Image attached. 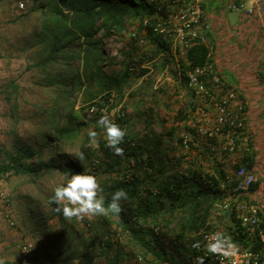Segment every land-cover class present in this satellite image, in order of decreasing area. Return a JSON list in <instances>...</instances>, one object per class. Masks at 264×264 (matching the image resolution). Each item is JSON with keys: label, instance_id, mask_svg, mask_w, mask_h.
I'll use <instances>...</instances> for the list:
<instances>
[{"label": "trees", "instance_id": "obj_1", "mask_svg": "<svg viewBox=\"0 0 264 264\" xmlns=\"http://www.w3.org/2000/svg\"><path fill=\"white\" fill-rule=\"evenodd\" d=\"M18 1L25 3L24 11L0 19V24L15 32L20 44L16 49L27 62L30 79L22 86L13 81L6 85L10 87L7 100L11 98L14 109L9 115L13 139L9 152L0 148V181L9 187V201H16L17 208L27 214L31 238L39 247L29 254L22 252L16 264H195L198 253L192 244L186 247L181 241L192 236L196 241L205 231L219 230L211 217L215 206L233 194L234 183L226 181L222 168H215L217 177L209 176L207 181L196 172L170 174L174 170L166 152L182 148L184 140L176 137V145L171 144L176 128L163 131L166 120L158 113V92L152 91L156 76L166 69V59L153 65L154 72L140 69L134 75V79H142L137 86L130 82L128 67L118 75L103 69L114 58L103 52V39L116 34L120 39L124 34L135 39V32L143 30L151 37L153 29L145 21L157 14L161 1L0 0L1 11ZM155 39L162 51L169 49L165 39ZM208 43L186 49L179 77L174 72L179 84H187L185 71L211 62L213 45ZM158 47L153 55L161 50ZM209 79L206 76L203 81L208 85ZM125 97L133 98L132 102ZM237 98L243 99L241 94ZM20 106L27 110L25 115L18 113ZM112 111L111 118L127 130L122 155L113 154L102 139L98 147L85 146V129L94 127L101 114ZM19 121L33 129L29 138L17 137ZM244 136L249 137L241 133L235 140L241 143ZM244 144L241 164L252 168V144L248 138ZM76 148L85 152L83 162L74 155ZM83 168L97 177L106 199L118 188L128 193L121 212L98 216V228H88L87 236L54 211L55 205L49 201L54 183ZM258 186L259 181L253 182L249 193ZM227 205L223 232L249 246L251 237L235 218V202ZM55 215L57 227L50 223ZM258 218L259 229L264 231V213ZM164 237L173 243L171 252L165 250ZM256 247L252 243L251 248Z\"/></svg>", "mask_w": 264, "mask_h": 264}, {"label": "rangeland", "instance_id": "obj_2", "mask_svg": "<svg viewBox=\"0 0 264 264\" xmlns=\"http://www.w3.org/2000/svg\"><path fill=\"white\" fill-rule=\"evenodd\" d=\"M160 1L157 14L148 20V25L153 29L151 37L143 30L139 33L135 32V39L129 38L127 34H124L122 39L119 38L118 34L114 36L115 39L113 37L103 39V52L106 55L114 56L111 63L103 64V69L107 73L118 75L120 71L128 67L130 82L137 86L141 84L142 79L136 80L134 75L140 69L150 70L152 68L151 72H154L156 69L153 65L159 66L160 62L166 59L168 61L166 71L164 70V73L156 76L152 91L158 92V101L160 102V107L157 108L160 109L158 113L161 118L166 120L163 131L166 132L169 127L176 128V136L171 139V144L176 145V137H182L184 140L182 148L178 147L173 151L166 152L167 157L172 160L170 166L175 171L170 172V174L183 173L189 175L190 172H196L203 180L207 181L209 176L217 175L215 168H222L226 174V181H230L236 169L235 166L242 165V154L246 148L244 142L247 138H244L241 143H236L234 151L230 152L223 148L229 142L230 136H226L221 131L216 132V103L221 97L230 98L228 96L229 90L223 89V92L220 93L214 91L213 99H207L194 94L187 86L178 83L179 80L175 78L174 72L176 70V76L179 77L180 63L181 60H184L182 49L174 50L172 48V50L164 49L162 51L156 44L155 38H168L159 33L160 29L158 30L157 25L165 30L177 28L173 22H169L172 19L173 11L167 9V12H164L163 4L166 0ZM24 7L25 3L18 1L13 2L10 9L4 12L0 8V19L5 20L8 17L18 15L24 11ZM211 9V16L206 19V23L211 28L209 36L214 46L210 52V63L229 86L243 94L247 109H250L253 118L257 119L258 113L261 112L260 109H264V66L261 64V59L264 56V30H260V22L251 20L256 25L251 26L250 20L246 21L244 13L227 11L225 2L217 3L214 1ZM161 12H164V16L160 15ZM262 21L264 22V19ZM135 27L134 24L129 27V30L133 31ZM155 27L157 30H154ZM0 32L2 34L0 36V148L9 152L12 148L13 139L10 132L12 124L9 115L14 109H12L11 98L7 100L10 87L6 85L13 81L22 86L30 79V71L25 69L27 62L23 54L16 49L20 44L16 39L15 32L3 24H0ZM173 32L175 33V31ZM225 36L228 37L227 40L222 39ZM168 39H172V37ZM156 46L161 50L157 51L158 54L153 55V51L157 50L155 49ZM234 91V96L229 100L230 109H234L239 103L238 93L236 90ZM128 98L125 97L124 99L132 102L133 98ZM20 103L22 102L20 101ZM128 107L129 110L132 109L131 103L128 104ZM17 111L21 115H25L27 112L21 106ZM110 113L111 116L114 115V111ZM259 117L260 125L257 123L259 127L256 130L253 128L254 131L251 132L247 127L245 129V133L249 136L248 139L252 144L250 153L254 155L252 171L256 181H259L258 189L249 193L250 195L246 200L257 206L260 213H264V115L261 113ZM32 130L29 124L19 121L17 137L21 140L27 139L32 135ZM211 138H215V143L211 142ZM163 139H168V137L164 135ZM189 144L191 147H188ZM96 153L100 155V152L97 151ZM177 158H180V162L174 165L173 161ZM9 191L6 183L0 181V264H16L24 252L23 247H26L25 254L32 253L33 248L39 247V243L31 238V223L27 219V214L22 213L17 208L16 201H9ZM237 197L233 199L228 197L219 204L223 202L226 204L234 203ZM47 208H44L45 211L48 210ZM226 213V208H215L211 217L219 231H223L224 228L221 222H227ZM98 218V216H94L86 217L84 220H77L76 218H66V220L74 223V226L81 229L87 236L88 228H98L96 225ZM50 223L53 226H58L56 215L51 218ZM194 241L192 236L182 240L181 243L190 247ZM163 243L165 250L171 252L173 243L169 242L167 237L163 238Z\"/></svg>", "mask_w": 264, "mask_h": 264}, {"label": "clouds", "instance_id": "obj_3", "mask_svg": "<svg viewBox=\"0 0 264 264\" xmlns=\"http://www.w3.org/2000/svg\"><path fill=\"white\" fill-rule=\"evenodd\" d=\"M214 1L217 3L225 2V7L227 11L244 13L243 11H233L228 8V6L234 0H200L199 4L201 6L202 16H201V21L198 27V31H199V35L203 38V40H199L196 42L194 41L193 43H190L188 46H184L182 42H179L177 39H174L175 34H172V32L165 33L167 29L164 30L162 29V27L157 25L158 30L159 29L163 30V31L159 30L160 34L167 36L168 38L172 37V39H168V38L165 39L168 42L169 49L172 50L173 48L174 50H177V49L180 50L181 48L182 54L184 55L186 49H188L190 46L194 44H197L199 42L209 44L208 42L211 41L210 36H209L210 34L209 32L211 28L206 23V19H209V16H211L210 11L212 12L211 8H212V4ZM164 5H166V7L168 8L167 0L165 1V4H163V7ZM261 6H262V12L260 15L253 14V15L248 16L244 13L247 19L246 21L250 20L249 23L251 24V26H256L251 22V20L253 22L254 21L260 22L261 24L259 26H264L263 25L264 22L262 21V19H264V0H262ZM168 9L170 11L171 10L173 11V9H170V8ZM164 12H167V11L165 10ZM164 12H161L160 15L164 16ZM172 15L173 13L171 14V18H172ZM145 24H148V19L145 21ZM154 30H157V27H155ZM260 30L262 29L260 28ZM212 48H214V46ZM262 59H261V64L264 66V64L262 63ZM203 67H209V70H207L206 72L207 74L200 77V79L203 81L204 77L206 76L210 77L208 85L206 84L207 82H204V81L203 82L207 87L213 89V95H214V91H217L216 93L218 92L220 93V92H223V89L229 90L228 94L229 95L231 94L232 97L234 96V93H235L234 90L237 91L236 93L241 94L237 89L229 86L224 81L221 74L216 72L213 69V66L211 65V63H207ZM190 70H193V69H189L185 71L186 82L188 80L187 72ZM213 76L218 77V79L220 80V83H219L220 86L218 88H215V87L213 88L211 86ZM186 86L189 89H191L194 94H196L194 89L188 86V82ZM241 95L243 99L241 100L239 99V103L236 104V107H234V109H232L233 113L239 116V119L241 120V127L235 130L234 133H233L234 130L228 128L227 125H222V126H219L218 128L216 127V132L222 131L224 128L228 130V132L225 133V135L230 136L229 142L232 141L234 143V149L236 147V143H238L237 140H235V138L237 139L239 134L245 133V129L247 127L246 126V112H247L246 109L248 107L245 102V97L243 96V94ZM217 96H220V95H217ZM243 109H244V112H243ZM260 111L261 112L258 113L259 120H260L259 115H261V113L264 115V109H260ZM97 129H101L102 131H97ZM85 135L87 138L86 145H85L86 147H93V146L98 147L102 139L104 141L105 147L111 150L113 154L115 155L123 154L124 150L121 147V145L123 144L125 140V137L127 135V130L124 127H122L120 124H118L114 119L111 118V113L104 112L103 114H101L99 118L95 121L94 127L85 129ZM244 138H248V137L244 136ZM228 143L223 148L224 150L230 151L228 150L229 148ZM74 155L77 157V159L80 162H83L86 158L85 152L81 150L80 148H76L74 150ZM240 166H243V165H240ZM247 169L252 171V168H247ZM252 173L254 174L253 171ZM102 192H103V188L98 182L97 177L94 174H92L89 169L83 168L82 172L71 171L70 173H66L64 175V179L62 182L54 183V186L51 189V195L49 196V201L51 204L55 205L54 211L62 214L67 219L76 218L77 220H84L86 217L90 218L94 216H107L109 214L118 215L121 212V202L126 201L128 199V193L123 188H118L111 193L109 198L106 199L102 195ZM248 195H250L249 191H248V194L241 195V196L239 195V197L245 196L246 198L245 197H242V198L247 199ZM259 213L260 212H258V214ZM207 232H212L204 238L205 242H204L203 247L207 253L230 256V255H235L238 252V246L232 241L231 237L227 235L225 232L219 231V230L218 231H207ZM207 232L206 231L203 232L200 235L199 239L194 241L191 245V247L194 248L196 252L198 253L197 256L195 257V264H208L204 262V257L200 256L201 253H200V250H198L201 247L200 239L202 235ZM252 242H253L252 239H250V245H249L250 247L252 246ZM249 246H246V247H249Z\"/></svg>", "mask_w": 264, "mask_h": 264}, {"label": "built area", "instance_id": "obj_4", "mask_svg": "<svg viewBox=\"0 0 264 264\" xmlns=\"http://www.w3.org/2000/svg\"><path fill=\"white\" fill-rule=\"evenodd\" d=\"M168 8L173 9L172 20L177 27L175 30L169 29L167 32L175 31L174 39L182 42L184 46H188L194 41L203 40L199 35L198 27L201 21L202 10L199 4L200 0H167ZM262 0H234L228 8L233 11H243L246 15L250 16L253 14L260 15L262 12L261 6ZM165 30V29H164ZM160 31H163L162 29ZM264 64V58L262 59ZM209 67L195 68L187 72L188 86L194 89L197 95L213 99V89L207 87L204 82L200 79L203 75L207 74ZM211 73V72H210ZM218 77H212L211 86L218 88L220 85ZM230 98L232 95H228ZM221 97V96H220ZM229 98L221 97L218 103H216L217 119L216 127L227 125L228 128L237 130L241 127V120L238 115L233 113L230 109ZM228 150H234V143L231 141L228 143ZM233 186V194L230 196L235 198L238 196V200L235 202V218L240 227L249 233L253 245L257 246L252 249L250 246L245 247L235 241L238 246V252L235 255L224 256L221 254L207 253L204 249V238L212 232L204 233L200 239L201 247L198 249L204 262L208 264H264V231L259 229L258 222V207L253 205L251 201H247L239 195L248 194L250 185L256 181V177L251 170L244 166H239L234 172L230 179ZM237 199V198H236ZM228 205L223 202L215 206L216 209H227ZM26 251V247H23Z\"/></svg>", "mask_w": 264, "mask_h": 264}, {"label": "crops", "instance_id": "obj_5", "mask_svg": "<svg viewBox=\"0 0 264 264\" xmlns=\"http://www.w3.org/2000/svg\"><path fill=\"white\" fill-rule=\"evenodd\" d=\"M262 30H264V26H260ZM225 35V34H224ZM226 38H228L227 36L223 37L222 39L227 40ZM246 126L248 127L249 130L254 131V129L256 130L259 126L257 125V123L260 125V120L257 118H253L252 113H250V109H246ZM254 128V129H253ZM263 128V127H262ZM255 133V132H253Z\"/></svg>", "mask_w": 264, "mask_h": 264}]
</instances>
